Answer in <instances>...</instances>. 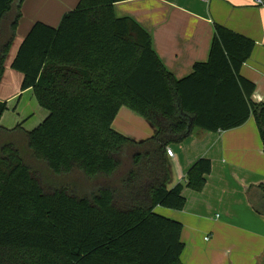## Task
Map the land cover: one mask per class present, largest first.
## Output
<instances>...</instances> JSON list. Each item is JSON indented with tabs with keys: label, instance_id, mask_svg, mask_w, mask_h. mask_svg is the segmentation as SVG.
<instances>
[{
	"label": "trees",
	"instance_id": "1",
	"mask_svg": "<svg viewBox=\"0 0 264 264\" xmlns=\"http://www.w3.org/2000/svg\"><path fill=\"white\" fill-rule=\"evenodd\" d=\"M119 1L78 0L56 26L35 21L11 61L20 91L31 89L47 115L31 130L0 125V264H182L183 225L155 208L181 210L183 189L201 191L211 162L197 159L171 185L168 145L253 117L264 148V102L240 73L255 42L215 24L207 60L176 78L151 34L116 15ZM22 2L0 0V80ZM122 106L154 134L135 141L115 130ZM6 109L0 100V118ZM44 167L80 174L88 194L45 181ZM247 192L264 207V182Z\"/></svg>",
	"mask_w": 264,
	"mask_h": 264
},
{
	"label": "crops",
	"instance_id": "2",
	"mask_svg": "<svg viewBox=\"0 0 264 264\" xmlns=\"http://www.w3.org/2000/svg\"><path fill=\"white\" fill-rule=\"evenodd\" d=\"M125 0L114 4L117 16L134 19L152 37V46L165 67L176 78L188 75L196 62L206 61L214 25L219 24L255 42L240 73L255 84L252 97L264 102V0ZM78 0H23L16 35L5 62L13 60L18 46L31 25L42 21L56 26L63 13ZM16 38L19 40L15 43ZM13 70V69H12ZM15 71V70H14ZM8 70L4 63V72ZM17 72V71H16ZM22 77V75H21ZM3 79V76L0 80ZM18 91V90H16ZM3 94L0 100L14 101L22 92ZM33 95V94H32ZM37 126L47 115L38 106ZM16 109L18 101L15 103ZM22 119V120H21ZM26 118L15 115L14 124L0 121L11 129ZM8 125H7V124ZM112 126L135 141L151 137L155 128L144 118L122 106ZM166 156L172 169V183L184 182V176L199 158H208L211 171L205 175L201 191L185 187L181 210L160 208L155 211L182 225L184 250L182 264H264V207L259 211L248 198L250 185L264 182L263 140L253 117L225 131L193 132L179 143L168 145Z\"/></svg>",
	"mask_w": 264,
	"mask_h": 264
},
{
	"label": "rangeland",
	"instance_id": "3",
	"mask_svg": "<svg viewBox=\"0 0 264 264\" xmlns=\"http://www.w3.org/2000/svg\"><path fill=\"white\" fill-rule=\"evenodd\" d=\"M4 36L6 39L7 35H4ZM18 40H19V38H16L15 43ZM16 44H15V46H11L12 51H11V53L9 51V53H10L9 57H11V54L13 52H15L14 49L16 48ZM7 58H8V56H7ZM8 66H9V62L6 61L5 67L8 70V72L3 75V79H2L1 84H0V92L3 94L12 93L16 90H18L16 92H19L20 84L22 81L21 74L19 72H16V71L8 68ZM34 99L35 98L32 95V92H28V93L22 92L21 95L18 94L14 101L12 100L9 102V107L2 114L0 121H2L4 123L8 121L9 122L8 124H10V125L14 124L13 120L15 119V115L19 114V118H21V116H22V118H26V120L24 121L23 124L26 125L28 128H33L37 124V122L39 121V114H38V111L36 109V104L34 103ZM17 101H18V106L15 109L14 106H16L15 103ZM46 173L49 174V176H47ZM73 174L74 173H71V174L66 175V176L51 175L49 173V171L45 168V171H43V179L45 181H48V180H52L51 178H54V180H56L58 182H50L49 181V183H53L54 185H61L59 183L61 181L68 182L70 184V188H75L77 190L76 191L77 194L83 195V194L89 192L87 190L90 189V185H85L82 183V181L80 179H78L79 176H81L80 174L77 175L76 177ZM160 208H162V207H160Z\"/></svg>",
	"mask_w": 264,
	"mask_h": 264
},
{
	"label": "built area",
	"instance_id": "4",
	"mask_svg": "<svg viewBox=\"0 0 264 264\" xmlns=\"http://www.w3.org/2000/svg\"><path fill=\"white\" fill-rule=\"evenodd\" d=\"M257 2L262 3L261 0H257ZM166 154L168 156H172V154H173L172 150L169 147L166 148Z\"/></svg>",
	"mask_w": 264,
	"mask_h": 264
},
{
	"label": "water",
	"instance_id": "5",
	"mask_svg": "<svg viewBox=\"0 0 264 264\" xmlns=\"http://www.w3.org/2000/svg\"><path fill=\"white\" fill-rule=\"evenodd\" d=\"M263 138H264V135H263Z\"/></svg>",
	"mask_w": 264,
	"mask_h": 264
}]
</instances>
